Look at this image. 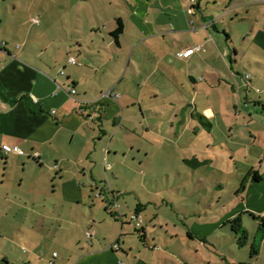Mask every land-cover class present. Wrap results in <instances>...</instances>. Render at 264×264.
<instances>
[{"label": "rangeland", "instance_id": "1", "mask_svg": "<svg viewBox=\"0 0 264 264\" xmlns=\"http://www.w3.org/2000/svg\"><path fill=\"white\" fill-rule=\"evenodd\" d=\"M152 1V30L148 35L154 30H164L168 32L167 39L146 40L149 45L142 44L136 50L134 60L140 53L145 59L151 58V54L160 57L167 68L161 77L173 86L179 99L186 97L184 78L188 75L199 80L204 78L199 87L206 92L197 94L192 89L190 98L201 110L203 106L214 107V115L209 118L216 126L210 129L198 122L185 133L180 127L184 138L175 140L169 135L175 131L171 122L179 125V119L165 112L163 118L152 120L158 125L160 134L154 131L146 134L136 126L139 136H135L128 132L134 128L127 122L123 124L125 129H115L117 105L111 101L110 113L104 114L102 121L94 119L95 116L91 119L79 116L85 126L77 133L63 136L64 145L58 151L60 157H49L50 164L39 166L35 158H27L29 163L25 168L11 164L6 176L2 175L1 168L0 254L16 252L18 256L26 257L24 252L29 253L32 248L38 250L40 245L41 251H48L49 261L56 252L60 259L55 258V264H63V260H71L82 246L89 245L87 233H93L95 229L97 239L105 246L113 244L116 252L120 251L118 242L126 243L124 249H133L128 257L122 254L116 257L120 264H142L143 261L148 264H264V239L259 241L260 255L255 259L250 257L251 244L258 231L257 221L248 214L243 215L244 227L250 237L243 248L237 241L241 236H236L229 224L224 225L228 213L237 210L240 214L243 208L264 216V180L255 186L245 183V189L240 192L251 169L264 176V0H195L209 16L217 18L219 32L213 31L212 36L218 46L210 39L212 49L198 54L190 63L176 58V48L180 42L188 44L199 36L193 32H179L177 18L184 15L199 24L201 13L192 16L191 0ZM230 3L228 10L231 11V7L236 10L220 19ZM132 4L137 5L135 1ZM119 5L115 11L130 26L122 42L130 53L140 37L145 39L147 35L144 36L142 29L131 22V9L123 1ZM159 14L166 15L167 20L175 17L176 26L169 21L156 27L154 20ZM224 25L225 30L222 29ZM201 31L202 37L208 34L204 29ZM226 33L232 40L226 42ZM225 43L239 51L237 64L232 63L234 73L230 71ZM161 48L166 52L160 51ZM173 73L178 76V81ZM244 73L251 75L254 90L261 92H250L247 105L243 96L245 91L240 95L238 89L245 82L237 74ZM127 78L119 86L124 94L119 103L124 107H128L137 95L134 82H129V75ZM220 78L234 85L235 97L229 91L230 86L227 90V84ZM240 97L243 98L241 102ZM69 98L73 103L76 100L72 96ZM258 98L263 104L256 106ZM138 109H127L126 113L141 123L137 118ZM69 123L77 126L74 118ZM102 130H106L107 135H102ZM75 157L81 161L79 165L88 166V175L95 169V180L99 184L74 174L71 169L65 178L60 174L62 163H65L64 169L65 165H76ZM55 158H59L58 163ZM68 159L72 161L66 162ZM81 184H85L81 194L85 205H80L77 200L82 197L78 193ZM113 190L119 205L109 202L114 195H108L106 191L111 193ZM65 192H71L70 200L65 199ZM3 198L13 203L4 204ZM71 200L74 203H70ZM106 204L108 209L114 208L118 214H126L128 219L117 222L107 212ZM137 210L143 220L141 228L130 219ZM144 229H147L148 242L137 233ZM30 237L34 239L32 242ZM18 240L24 242L23 247L17 246ZM77 261L78 253L75 263Z\"/></svg>", "mask_w": 264, "mask_h": 264}, {"label": "crops", "instance_id": "2", "mask_svg": "<svg viewBox=\"0 0 264 264\" xmlns=\"http://www.w3.org/2000/svg\"><path fill=\"white\" fill-rule=\"evenodd\" d=\"M121 1L131 9V22L135 23L137 28L142 29L144 36L147 35L145 39L140 37L141 40L137 41V46L132 48L130 53L122 43L124 37L130 31V26L124 20V17L115 11L116 8H120ZM121 1L0 0V170L2 168V175L6 176V170L11 164H17L18 168L23 165V168H25L26 164L29 163V161H26L27 158H35L39 166L50 164L49 157H60L58 151L64 145L65 139H62L63 136H69L71 132L72 134L77 133L82 126H85L79 116L89 119L95 116L94 119L102 121L105 119L104 114L110 113V101L117 105L114 115L115 129L118 131L121 128L125 129L126 126L124 127L123 124L127 122L134 128L133 131H128L129 129L126 128L127 131L135 136H139L136 131L138 126L146 134L153 131L160 134L158 125H154L152 120L163 118L165 112L170 113L172 118L179 119V125H176L174 121L171 122L175 131L169 135H173L175 140L184 138V134L180 132V127L183 128V133H185L193 129V126L198 122L210 123V125H204L210 129L216 126L209 118L214 115V107L203 106L204 109L201 110L197 102L195 100L191 101L190 98L192 89L197 94L206 92L199 87L205 81L204 78L199 80L192 75L184 78L183 89H186V97L179 99L172 88L173 86L166 84L165 78L161 77L162 74L166 73L167 68L160 57L157 58L151 54V58L145 59L141 57L140 53L136 58L137 60H134L136 50L142 44L149 45L146 40L160 39L166 41L167 39L168 32L158 30V28V31L154 30L151 35H148L152 30L150 18L152 13L151 3L153 1ZM133 1L137 5L132 4ZM192 4H196L195 0ZM229 6H231V3L228 4L223 15L219 17L220 19L236 10L234 7L230 8L231 11L228 10ZM140 8H143V10ZM190 10L192 16L195 17L197 13H201L202 19L199 24L196 20H190L184 15L178 16V26L174 22L176 21L175 17L167 20L166 15L159 14L154 20L156 27L171 21L176 28L178 27L179 32L183 34L193 32L199 36L198 39H194L193 42L191 41L188 44L180 42V46L176 48V58L189 63L198 54L211 50L209 44H212V42L218 46L212 33L213 31L219 32L217 18L209 16V13L202 9L201 3L196 9L192 5ZM211 18L213 20H210ZM32 19H38L39 23L32 22ZM119 22L123 25V32L118 38H115L113 33L117 30ZM224 28L225 25L222 26L223 30H225ZM202 29L208 32L204 37H202ZM226 38V42L232 40L228 33H226ZM247 38L244 39L247 40ZM210 39H212V42H210ZM2 42L6 43L5 46L1 44ZM251 42L257 45L254 39H251ZM225 46V53L229 54L230 71L234 73L232 63L237 64L239 51L235 47L232 48L229 43H225ZM194 47L200 49L190 58L180 59L178 57L180 51ZM159 50L166 52L165 48ZM234 51L236 52L234 53ZM70 57L76 59V65L69 63ZM259 65H262V63H259ZM128 75L129 82H134L136 86H134V92L137 95H135L134 101L129 99L132 102L128 104V107H124L123 103L121 105L119 103L124 98L119 86L127 81ZM172 75L178 81V76L175 73ZM220 81L227 84V90L230 86L229 91L235 97L234 85H230L222 78H220ZM238 89L241 95V91L246 89L245 84L239 85ZM71 90H76L75 96H72ZM146 90L148 93L145 94ZM109 92H112V96H108ZM68 95L76 99L74 103ZM243 96L246 100L249 94L247 95L245 91ZM241 100L243 98L240 97V102ZM191 102L194 104H190ZM131 108H139L137 118L141 119V123H138L131 116H127L126 110ZM81 110H84L83 114ZM206 111L208 115L205 114ZM199 115L201 119H199ZM73 118L76 120V127L69 123L70 119ZM205 121L206 123H204ZM196 131H199V128ZM103 134L107 135L106 130H102ZM60 139L62 142L59 141ZM5 145L19 146L25 151L26 156L6 155L2 148ZM52 152L54 154L50 156ZM58 159L55 158L56 163H58ZM74 161L76 165H65L66 170L63 168L65 163L61 164L60 174L64 175V178L71 169V172L85 177L86 180L90 178L91 183L96 182L95 169H91L90 175H88V166L79 165L81 161L78 157H75ZM253 170L255 169L253 168ZM258 173L261 175V172L258 171ZM96 183L99 184L98 181ZM248 183L252 186L256 185L251 180ZM80 187L78 193L81 195L84 193L82 189L85 184H81ZM106 192H108V195H114L109 202L113 201L119 205L115 190L111 193ZM65 196L67 197L65 199L70 200L71 192H65ZM81 196H79L80 199H77L80 205L85 201L83 195ZM2 200L4 204L13 203L8 198ZM72 202L74 203L71 200L70 203ZM247 209H241V213L249 212ZM106 210L112 218L120 222L116 209H108L106 204ZM139 211L137 210L135 213L138 212L140 215L141 212ZM120 212L122 213L121 209ZM239 212L235 210L231 214L228 213L224 225L227 224L229 219L237 216ZM122 215L123 220L128 219L126 214L122 213ZM93 230L95 238L92 239V243L89 241V245L82 246L78 252L73 254L75 256H71V260H63V264H84L83 262L86 261L92 264H100L99 261H102L101 264H120L116 257L121 254L128 257L131 250H133L132 248L124 249L123 245L126 243L121 245L118 242L120 251L116 252L115 249L112 250L113 244L105 246L103 242L99 241L96 235L97 230ZM142 233L145 234V242H148L149 240L146 238L147 229H144ZM33 240L31 238L29 241L32 242ZM16 244L21 248L24 242L18 240ZM39 246H37L38 250L32 248L31 252H24L23 254L26 257H20L16 252L0 254V264H55V258L60 259V255L58 254L55 257L56 252H54L51 261H49L48 251L47 253L41 251V246ZM76 253H78V261L75 263ZM111 257H114V259ZM121 264L126 263L121 262ZM142 264L148 263L143 261Z\"/></svg>", "mask_w": 264, "mask_h": 264}, {"label": "trees", "instance_id": "3", "mask_svg": "<svg viewBox=\"0 0 264 264\" xmlns=\"http://www.w3.org/2000/svg\"><path fill=\"white\" fill-rule=\"evenodd\" d=\"M199 7V3L197 2L195 5L193 4V8H198ZM210 20H213V18H211ZM123 32V25L119 22L118 24V28L117 30L113 33V36L115 38H118V36ZM236 51H234L235 53ZM248 75V73H244V74H240L239 76H241L242 80L245 82V91L246 94L250 95L252 91H256L253 88V82H252V77L251 79H246V76ZM250 75V74H249ZM256 93H258L256 91ZM261 93V92H259ZM75 96V95H72ZM249 98V97H248ZM246 101V105L248 104L247 99ZM256 106L262 105L263 101L260 100L258 98V100L256 101ZM82 114L84 113V110H81ZM199 119H201V116L199 115ZM202 125H210V123H206L203 124V122L201 123ZM253 181L255 183H259L261 181L264 180V176L260 175L258 173L257 170H251L249 171L248 175L246 176V178L243 180V184L241 185V189L240 192H242L245 189V183H248L249 181ZM136 215L138 214L135 213ZM248 214L250 215L255 221L258 222V231L254 237V242L251 244V248H250V257L251 259H255L260 255V245H259V241L264 239V216H260V215H256L255 213H251V212H242L240 214H238L237 216L229 219L227 221V224H229L231 226V230L232 232L236 235V236H241L239 239H237L238 241V245L243 248L246 245V242L250 239L249 237V232L246 230V228L244 227V223H243V215ZM139 215V214H138ZM138 234H141L142 239L145 241V234L144 233H140L137 232ZM115 248L113 247L112 250H114Z\"/></svg>", "mask_w": 264, "mask_h": 264}, {"label": "built area", "instance_id": "4", "mask_svg": "<svg viewBox=\"0 0 264 264\" xmlns=\"http://www.w3.org/2000/svg\"><path fill=\"white\" fill-rule=\"evenodd\" d=\"M192 3L194 2V0H191ZM32 22L34 23H39L38 19H32ZM3 46H5V42H2L1 43ZM199 47H194V48H189V49H184L182 51H180L178 53V57L180 59H188L190 58L192 55H194L197 51H199ZM1 60V59H0ZM69 63L70 64H73V65H76L77 64V61L74 57H70L69 59ZM64 73V72H63ZM246 79H251V75H247L246 76ZM258 93L260 92L258 89L256 90ZM76 93V90H71V94L72 95H75ZM108 96H112V92H109L108 93ZM3 148V151L6 153V155H19V156H26V153L25 151H23L19 146H8V145H5L2 147ZM130 219L132 222L136 223L137 227L138 228H141L142 225H143V220L141 218L140 215H136V214H133L130 216ZM118 220L121 221L123 220V216L122 214H118ZM87 236L90 240V242L92 241V237H93V233L92 232H88L87 233ZM92 243V242H91ZM57 255L55 254V257Z\"/></svg>", "mask_w": 264, "mask_h": 264}]
</instances>
